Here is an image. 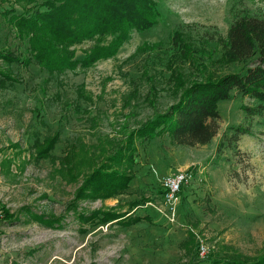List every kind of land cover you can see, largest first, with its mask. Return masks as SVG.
Segmentation results:
<instances>
[{
	"label": "rangeland",
	"instance_id": "obj_1",
	"mask_svg": "<svg viewBox=\"0 0 264 264\" xmlns=\"http://www.w3.org/2000/svg\"><path fill=\"white\" fill-rule=\"evenodd\" d=\"M154 1L155 24L130 31L111 57L50 72L3 14L9 6L14 14L35 9L41 0H0V54L11 59L0 58L10 76H0V211L7 213L0 264H207L264 251V114L242 109L253 100L233 91L220 100L216 133L202 145L131 135L192 82L242 67L226 55V33L238 17L264 20V0ZM113 36L96 40L106 44ZM90 44L69 46L73 59ZM235 126L248 133L230 142ZM53 134L49 157L35 158L33 139ZM120 149L121 160L128 154L135 161L128 188L75 198L85 177ZM68 154L72 164H60ZM177 171L190 177L166 203L162 179ZM92 210L149 221L123 227L116 219L80 220Z\"/></svg>",
	"mask_w": 264,
	"mask_h": 264
},
{
	"label": "trees",
	"instance_id": "obj_2",
	"mask_svg": "<svg viewBox=\"0 0 264 264\" xmlns=\"http://www.w3.org/2000/svg\"><path fill=\"white\" fill-rule=\"evenodd\" d=\"M20 1L28 4L35 0ZM36 7L32 10L25 7L19 14H14L9 6L3 14L27 37L29 47L34 51L32 58L50 72L73 68L77 63L86 67L98 59L111 57L130 31L150 28L159 16L154 0H41ZM40 7L43 9H38ZM105 34L114 36L106 44L96 40ZM84 40L91 41V44L82 51L80 59H73L74 51L69 46ZM225 46L228 58L242 64L238 71L225 73L213 80L192 82L163 112L154 114L133 129L131 135L150 140L166 134L170 142L181 146L208 143L216 133L217 103L227 99L232 91L253 100L251 107H242L246 114L263 115L264 20L253 16L234 19L228 27ZM0 58L4 62L11 60L4 54H0ZM0 76L10 77L1 68ZM231 130L230 142L236 141L239 134L248 133L243 126H235ZM55 142V134L44 136L42 140L35 137L32 142L35 158L49 157V150ZM120 152L121 149L109 155L85 177L75 198L111 197L128 188L134 176L131 169L135 161L128 154L121 160ZM60 164L70 166L71 155L60 159ZM71 169H66L68 174H72ZM6 215V210H2V218ZM79 218L83 222L100 224L116 219L113 222L123 227L149 221L147 216L111 210H92ZM207 264H264V251L251 257L223 255Z\"/></svg>",
	"mask_w": 264,
	"mask_h": 264
},
{
	"label": "built area",
	"instance_id": "obj_3",
	"mask_svg": "<svg viewBox=\"0 0 264 264\" xmlns=\"http://www.w3.org/2000/svg\"><path fill=\"white\" fill-rule=\"evenodd\" d=\"M190 177L188 172L177 171L173 172L170 175L163 177L162 179V196L166 203H172L176 201V194L179 191L180 187L186 185L187 179ZM2 217L0 211V219ZM201 252L204 251V248L199 246Z\"/></svg>",
	"mask_w": 264,
	"mask_h": 264
}]
</instances>
